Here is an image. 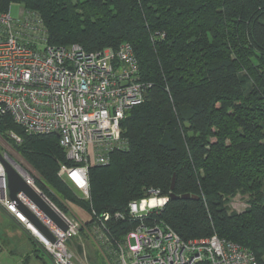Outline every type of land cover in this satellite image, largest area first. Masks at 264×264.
Instances as JSON below:
<instances>
[{
    "label": "trees",
    "instance_id": "trees-1",
    "mask_svg": "<svg viewBox=\"0 0 264 264\" xmlns=\"http://www.w3.org/2000/svg\"><path fill=\"white\" fill-rule=\"evenodd\" d=\"M16 4L43 21L50 46L128 43L138 59L145 100L121 122L125 146L91 168L88 200L58 175L72 165L58 134L0 119V138L44 195L63 212L82 208L90 226L104 221V245L92 237L104 259L115 264L116 245L136 226L129 204L159 191L169 200L147 222L185 241L216 234L264 264V0H0V13ZM240 194L249 205L232 212Z\"/></svg>",
    "mask_w": 264,
    "mask_h": 264
},
{
    "label": "built area",
    "instance_id": "built-area-1",
    "mask_svg": "<svg viewBox=\"0 0 264 264\" xmlns=\"http://www.w3.org/2000/svg\"><path fill=\"white\" fill-rule=\"evenodd\" d=\"M138 73L139 62L128 43L96 52L78 44L54 47L49 45L39 17L24 10L17 19L10 12L0 13V119L10 115L28 134H58L60 146L72 162L71 166L62 164L58 175L86 200L90 199L91 168L107 165L112 154L125 146L121 122L145 100V85ZM1 154L26 185L43 196L60 221L45 215L23 193L12 200L1 162L0 207L38 242L53 264H88L85 251H78L74 242L81 241L85 229L104 245V221L88 227L76 215L63 214L36 186V172L31 167L22 168L6 153ZM168 199L151 191L129 204L127 215L136 220V226L116 245L115 264H257L252 252L216 234L185 241L169 227L147 222ZM20 205L38 219L46 233L30 221ZM116 218L123 216L117 214Z\"/></svg>",
    "mask_w": 264,
    "mask_h": 264
},
{
    "label": "crops",
    "instance_id": "crops-1",
    "mask_svg": "<svg viewBox=\"0 0 264 264\" xmlns=\"http://www.w3.org/2000/svg\"><path fill=\"white\" fill-rule=\"evenodd\" d=\"M0 264H53L13 216L0 207Z\"/></svg>",
    "mask_w": 264,
    "mask_h": 264
},
{
    "label": "rangeland",
    "instance_id": "rangeland-1",
    "mask_svg": "<svg viewBox=\"0 0 264 264\" xmlns=\"http://www.w3.org/2000/svg\"><path fill=\"white\" fill-rule=\"evenodd\" d=\"M23 7L21 5H13L10 9V14L13 18L17 19L22 16ZM0 151L3 153H6L10 159H13L15 163L25 169H29L30 166L24 162L13 150L12 148L3 140L0 138ZM35 172V171H34ZM77 195L79 199L86 200L83 195L77 191ZM45 197H47L45 195ZM48 198V197H47ZM49 199V198H48ZM50 200V199H49ZM51 201V200H50ZM52 202V201H51ZM53 203V202H52ZM54 204V203H53ZM55 205V204H54ZM249 205V198L246 196L236 195L233 197L232 200L229 201V209L232 212H241L243 211L247 206ZM56 206V205H55ZM57 207V206H56ZM58 208V207H57ZM59 209V208H58ZM63 214L67 216H74L76 215L77 218L82 222L86 223L90 220V216L80 207L72 205L69 208V212H63L61 209H59ZM88 227H90L89 224H87ZM81 241H75L74 245L76 246L77 250L79 251L81 248V252L85 251L86 253V259L88 264H111L110 261H106L104 259V253L101 247H99L98 242L89 236L86 232H83L82 236L80 237ZM81 244H84V247H81ZM76 250V249H75ZM101 253V257L98 255V252ZM83 255V254H82ZM105 261H103V259Z\"/></svg>",
    "mask_w": 264,
    "mask_h": 264
},
{
    "label": "water",
    "instance_id": "water-1",
    "mask_svg": "<svg viewBox=\"0 0 264 264\" xmlns=\"http://www.w3.org/2000/svg\"><path fill=\"white\" fill-rule=\"evenodd\" d=\"M15 162L13 159H11ZM0 162L4 165L7 179H8V187H9V196L12 200H17V194L23 193L29 200H31L38 208L49 218H51L55 222H59L60 219L56 212L49 206V204L44 200L43 196L37 194L31 187L26 185L21 175L18 171L12 166L10 162H8L4 156L0 152ZM175 189V176L172 181L171 190ZM171 199L181 198V199H191L189 195H183L181 197H176L173 193L170 196ZM195 199V198H193ZM169 200V199H168ZM20 208L24 211V213L29 217L30 221L39 227L43 232L46 233V230L43 228L38 219L33 216L30 211L23 205H20ZM66 228L64 227V230Z\"/></svg>",
    "mask_w": 264,
    "mask_h": 264
}]
</instances>
